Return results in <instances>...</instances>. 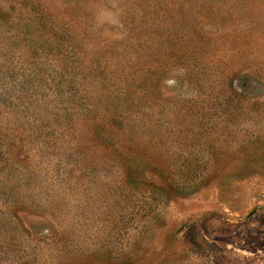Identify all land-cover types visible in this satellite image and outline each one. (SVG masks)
Masks as SVG:
<instances>
[{
  "label": "rangeland",
  "instance_id": "374dc122",
  "mask_svg": "<svg viewBox=\"0 0 264 264\" xmlns=\"http://www.w3.org/2000/svg\"><path fill=\"white\" fill-rule=\"evenodd\" d=\"M0 264H264V0H0Z\"/></svg>",
  "mask_w": 264,
  "mask_h": 264
}]
</instances>
